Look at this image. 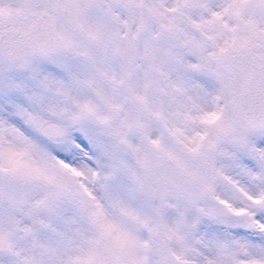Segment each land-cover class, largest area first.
<instances>
[{"label": "rangeland", "instance_id": "rangeland-1", "mask_svg": "<svg viewBox=\"0 0 264 264\" xmlns=\"http://www.w3.org/2000/svg\"><path fill=\"white\" fill-rule=\"evenodd\" d=\"M73 1L60 51L0 54V264H264V128L221 65L264 0ZM47 8L0 0L21 32Z\"/></svg>", "mask_w": 264, "mask_h": 264}, {"label": "water", "instance_id": "water-1", "mask_svg": "<svg viewBox=\"0 0 264 264\" xmlns=\"http://www.w3.org/2000/svg\"><path fill=\"white\" fill-rule=\"evenodd\" d=\"M47 3L50 11L60 13L68 21L78 16L73 0H47ZM50 11L37 12L23 32L7 24L8 15H0L4 27L0 31V54L16 60L60 51L63 40L55 31ZM221 65L231 83L234 117L245 129L264 128V49L245 46L230 50L221 57ZM42 129L48 136H57L60 126L48 122ZM255 204H264V198Z\"/></svg>", "mask_w": 264, "mask_h": 264}, {"label": "flooded vegetation", "instance_id": "flooded-vegetation-1", "mask_svg": "<svg viewBox=\"0 0 264 264\" xmlns=\"http://www.w3.org/2000/svg\"><path fill=\"white\" fill-rule=\"evenodd\" d=\"M46 2H47V0H46ZM44 10H48V8H47V9H44ZM53 13H55V12H52V14H53ZM28 24H29V23H28ZM1 25H2V24H1Z\"/></svg>", "mask_w": 264, "mask_h": 264}]
</instances>
